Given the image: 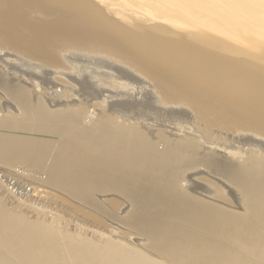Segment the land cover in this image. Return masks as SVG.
I'll list each match as a JSON object with an SVG mask.
<instances>
[{
    "label": "rangeland",
    "instance_id": "obj_1",
    "mask_svg": "<svg viewBox=\"0 0 264 264\" xmlns=\"http://www.w3.org/2000/svg\"><path fill=\"white\" fill-rule=\"evenodd\" d=\"M119 1L120 0H94L95 4L98 5V7L102 6V8H103L102 4H115ZM148 1L149 0H147V1L146 0H141V1L140 0H128V2L133 5V6H130V7H132L133 10H130L131 8L129 7V9H127L128 11L126 10V12H128L129 15H131L135 11H136L135 13H137V14H134V16H133V18L134 17L136 18V21L134 22V24L136 23V24H139L142 26L145 25L144 27H146L147 24H148L147 26H153V25L158 26L157 23H160L159 27L161 26V28H164V29L168 28L167 30H169L170 32H172V31L174 32V30H175L176 34L174 33L175 34L174 35L173 32L171 34L174 35V37L176 36L175 38L182 39V40L187 39V38L188 39L192 38V36L190 37L191 33H189V32L192 30V27L194 25H203V24L199 23L200 19H202L201 16L193 15L191 12H189L186 9L187 3L192 5L195 3L194 0H162L161 5L160 4L155 5V4H152L151 2H148ZM15 5H17V4H15V2H13L12 0H0V14L2 16H4L0 20V25H1L0 26V33H1L0 34V39H1L0 40V48L2 47L0 49V98H39V96H40V98H51L53 101V104L50 105V107H48L47 111H49V113H51V112L57 111L58 109H61L62 115L67 119V122L70 125V126H68V124L63 125L62 127H64V126L65 127L62 128V130L57 131L59 133V132L66 129V131H64V133H62L64 135L62 136V134H60L58 139H62V138H64V136L66 137V136L72 135L76 132H79V129H80V131H82L83 134H82V136H80L78 141L79 142L81 141L80 144L82 145V147L84 145V148H86L85 151L87 150L89 153H92L95 150V147L97 146L98 143L100 145L102 144L103 149L106 148V149H104V152L106 154L108 153L106 158H108V159L110 158L112 161L111 166L114 165L117 168L120 167L121 169H128V171L131 174V178H128V176H127V178H124V179L123 178L122 179L121 178H118V179L113 178V180L108 179V180L104 181L105 182L104 186H106V187L101 188V189H103V191L101 189H98L95 191L94 196L92 195L93 197H95L94 199H98L97 201L100 202L99 206L100 207L102 206L101 209L98 210L99 214L102 212L100 214L101 219L103 220L104 223H107L106 225H110L112 223L109 226V228H111V229L113 228V231L114 232L116 231V235L119 234V236L121 238L126 239L128 242H131L134 245H136V243H137V245H142V244L144 245L146 243L144 246L151 253H155V254L160 255V254L164 253L163 251L166 252V249L168 248L167 253H169V251L172 250L170 252H173L174 254L176 252V255L180 256V254H181L180 257H183V255L185 256L186 254L190 253L189 251L191 249L195 252L196 250L198 251L202 247H204V245H205V247H207V245L210 243L211 244L208 246H215L216 245L218 247H223V248L228 247L229 249L237 250L238 248H236L237 247L236 241L238 240V238H242V236H243V238H246V236H253L256 233H258L260 235L264 234L263 233L264 232V229H263L264 223L261 219L262 216H264L263 215L264 209H261V208H264L263 207L264 203L262 204V202H264V200H263L264 199V192H263L264 189L262 188V187H264V185H263L264 184L263 183L264 182V180H263L264 179V172H263L264 171V138H263L264 137V129L258 130L253 125L247 124L246 121H243L239 116L234 114L229 108H227L226 106H224L221 103H218L216 101V98L213 96L200 94L198 92L197 93H191L185 87H183L179 84L176 85V84L172 83L171 81L166 80L165 78H162L159 75H155L153 73L151 74V71L147 70L148 67L144 66V64L142 65L140 60H138L139 58H137L131 52H126L125 51L126 49L118 43H115L109 39L106 40L100 36L97 37V36H95V34H90V35L86 34L83 37L79 36V39H78V37L76 35L74 37V35L71 33L62 32L64 30L58 29V28L53 26L54 22H56V20L61 16V13L60 14L58 12L54 13L55 11L53 12V10H51L50 8L45 6L43 3H41L40 0H38V1L37 0L36 1L35 0H27V3L23 2L21 5L17 6V8L14 7ZM134 6L135 7L137 6V7L135 8ZM8 7H10V8H8ZM102 8H100V9L102 10ZM104 8H105V10H104ZM104 8L102 11L107 17H109L113 20L119 19L118 17L113 16L114 15L113 13L111 15L110 11H108V9L106 7H104ZM207 9H209V8H207ZM17 10L20 11V13ZM106 10H107V12H105ZM47 11H48V13H47ZM50 13H52V14H50ZM140 13H141V15H140ZM6 16L7 17L10 16L11 18L10 17L7 18ZM22 16H24L25 19ZM6 18H7V20H6ZM20 18H23V20H25L24 22L22 21L23 24L25 23V25L22 24ZM14 19H16V20H14ZM145 19L148 22L145 21ZM40 20H41V22H40ZM16 21H17V23H16ZM12 22L15 24H13ZM51 22H53V23H51ZM42 23H44V25L45 24H47V25L43 27ZM37 26H39V27H37ZM52 27H54L55 30ZM10 28H11V31L9 32ZM12 28H14V29L12 30ZM16 28H17V30H16ZM31 28H41L42 31L47 34V36H48L47 38L48 39L50 38V39L47 40V38H46L45 41L42 43V45L41 44H38V45L30 44L31 39L26 38V36L29 35ZM18 29H20V30H18ZM25 29H27V30H25ZM22 30H24V31L22 32ZM178 31L179 32L184 31L183 35L184 34H186V35L182 36V34H181L182 32L179 33ZM12 32H14V33H12ZM17 32H20V33H17ZM15 33L19 34L20 38L18 36H16ZM23 33H25L26 35ZM12 34H14V36L16 38H14V36ZM7 35H9V36H7ZM49 35H51V36H49ZM194 35H197V34H194ZM10 36H13V37H10ZM71 36H73L72 39L74 41L71 40ZM21 37H22V39H21ZM56 37H58V39ZM67 37H69V38H67ZM85 37H87V38H85ZM181 37H183V38H181ZM24 38L26 39V41ZM64 38H66V39H64ZM13 39H15V40L13 41ZM16 39H17V41H16ZM69 39H70V41H69ZM76 39H78V40H76ZM86 39L87 40L89 39V40L85 42ZM23 40L25 42H23ZM79 40L82 41V43L79 42ZM103 41H104V43H103ZM25 43L28 45H26ZM18 44L20 45V47ZM53 44H55L56 46ZM60 45H62V46L60 47ZM118 45H120V46H118ZM46 46H47V48H46ZM117 47L121 50V52L119 50H117L118 49ZM46 49H49V51ZM60 50H63V51H60ZM59 51H60V53H59ZM56 54H58V55H56ZM52 55H54V56H52ZM84 55H85V57H84ZM86 55H88V56L92 55V58H91V56L87 57ZM97 55H99V56H97ZM127 55L129 57H127ZM132 55H133V57H132ZM103 57L105 59L102 60ZM132 58L135 60H133ZM66 59L69 61H67ZM71 60L73 63L71 62ZM87 60H88V62H87ZM59 61H61V62H59ZM89 61H91L90 64H89ZM57 62L61 63V65H63V64L64 65L61 66ZM75 62H76V65H75ZM99 62L101 64H103V66L105 68ZM91 63L93 64V66ZM16 64L19 66H17ZM78 64H80V65H78ZM81 64H84V65H81ZM14 65H16V66H14ZM109 65H110V67H109ZM85 66H87V67H85ZM91 66H92V68H91ZM19 67H21V68H19ZM26 67H28V68H26ZM44 67L46 68V73H48V75L51 73L49 75V81L52 84L49 83V87H45V86H43L44 85L43 80L34 79V81L36 83H39V85L42 86V87L35 89L31 86V80L29 79V77L24 75V72L26 70H29V71H31V70L33 71L36 69L39 70V68H40L39 71H45ZM87 68H89V69H87ZM103 68L105 71L103 70ZM13 69H15V70H13ZM52 69L54 71H52ZM90 69H93V72ZM112 69H115V70L111 71ZM62 70L63 71L65 70V71L63 72ZM75 70H76V72H75ZM107 70L109 71V73H107L108 72ZM97 71H98V74H97ZM102 71L105 73H103ZM114 71H115V73H114ZM110 72L114 75V76L113 75L112 76L114 77V79L116 78V80H114L113 78L112 79L110 78V77H112L111 75H108V74H111ZM70 74H71L72 78H71ZM72 74H75V75H72ZM77 74L79 77L77 76ZM95 74H97V75H95ZM122 74L124 75V77ZM83 75L84 76L86 75V76L84 77ZM92 75H93V77H92ZM107 75H108V77H107ZM14 77H16V78H14ZM55 78H56V80H55ZM84 78H87L86 79L87 83H85L86 80H84ZM104 78H107V79H104ZM120 78H121V80H120ZM53 79L55 81V84H54ZM93 79L97 82H95ZM57 80H58V82H57ZM76 80H77V82L75 83ZM81 81H83V83ZM88 81L90 83H92V86L89 84ZM110 82H111V84H110ZM94 83L96 84V86ZM65 84H66V86H65ZM80 85L82 87H80ZM87 85H90L91 87L89 86V88H88ZM84 86H86V87L84 88ZM31 87L33 88L32 90L30 89ZM134 87L135 88L137 87L136 88L137 90ZM73 88L75 90L77 88L76 92H75V90H73ZM108 88L110 90H112L113 93L111 91H108L109 90ZM25 90H27V91H25ZM78 90H80V91H78ZM104 90H105V93L103 95ZM37 91H38V93H37ZM97 91L99 94L97 93ZM77 92H80V94ZM88 93H90V94H88ZM110 93H112V94H110ZM75 94H77L78 96H76ZM93 94H94L95 99L93 98ZM84 95H87V96H84ZM87 98L89 101L87 100ZM136 101H138L139 103ZM97 102H98V105H97ZM35 103H38V102L35 100ZM118 104H119V108L116 107V106H118ZM128 104H132L133 106H131V105L128 106ZM82 105L85 107H82ZM70 107H71V109H70ZM78 107H80V108H78ZM109 108H111V109L108 110ZM117 108L119 111L117 110ZM133 109H137V110L133 111ZM139 109L142 110V112ZM148 109H150V110H148ZM8 110H9V112L13 111L12 108H8ZM93 110H95V112ZM138 110H139V113H138ZM136 111H137V114H134V113H136ZM130 112L133 115H131ZM74 114H76V115H74ZM91 114H93V115H91ZM123 116H124V119H123ZM131 116H133L134 118ZM18 117H19V115H18ZM108 117H110L111 119ZM0 118H1V114H0ZM109 120H111V123ZM106 124L110 125V127L107 126ZM95 126H97V127H95ZM124 126H125V128H124ZM68 127H69V129H68ZM98 127H99V129H98ZM87 128H89V129H87ZM247 129H248V131H247ZM115 130L117 133L115 132ZM53 131H42V132L28 131V133H31L32 136H34V137L40 136L39 138H41L43 140L45 139L47 141L46 143H48V141L52 140L51 141L52 144L50 142L48 143L47 149L54 152L55 149H58L59 147H58L57 140L55 141V139H54L56 135H54ZM96 131H97V133H98V131H101V132H99L98 135H95ZM131 131H132V133H131ZM140 131H142V132H140ZM49 132H50V135H49ZM84 132H85V134H84ZM87 132H89V133H87ZM106 132H108V133H106ZM138 132L140 134H137ZM143 132L145 135L143 134ZM44 133L46 134L45 135L46 137H43ZM100 133H102V134H100ZM108 134H111V135H108ZM186 134H187V136H186ZM87 135H89V136L87 137ZM91 135H92V137H90ZM130 135H131L133 140L131 139ZM243 137H244V140L248 139V140L253 141V144L251 141L248 142L245 140L246 141L245 142L243 140ZM90 138H91V140H90ZM92 138L94 141L92 140ZM118 138H120L121 140L120 139L118 140ZM249 138H251V139H249ZM84 140H86V141H84ZM98 140L99 141L101 140V141L99 142ZM110 140H111V142L113 140V142H112L113 145L110 142ZM129 140H131V141H129ZM138 140L141 142L138 143ZM117 141H119V142L121 141V143H119ZM257 141L260 142L261 145H260V143L258 144ZM122 142H124V144H122ZM255 142L257 144H255ZM133 143L135 145H133ZM151 143L153 144V147H152ZM175 143H177V144H175ZM262 143H263V145H262ZM55 144H56V146H55ZM109 145H111V146H109ZM136 145H137V147H136ZM146 145L149 147H147ZM138 146H140L141 148ZM88 147H89V149H88ZM261 147L263 148V150L261 149ZM111 148H112V150H110ZM154 148H156V149H154ZM150 149H152L153 151ZM66 150H68V149L65 147L63 151L66 152ZM106 150H107V152H106ZM141 151L143 154L146 151L149 153V155L152 154V152H153V154L150 155V157H148L149 156L148 153L147 154L145 153V155H143L141 153ZM150 151H152V152H150ZM109 152H111V153H109ZM228 152L231 154L233 152L234 153L237 152V153H235L234 155L233 154L231 155ZM253 152H254V154H253ZM246 153H248V154H246ZM217 154H219V155H217ZM131 155H133V157ZM153 155H155V156H153ZM212 155H213V157H215L218 160L219 163L217 162V160L216 161L211 160V159H213ZM256 155L259 156L258 160H260V161L257 160L258 157ZM111 156H113V157H111ZM160 156H161V158L159 159ZM118 157H119L120 161H119ZM143 157H145V159H142ZM151 157H152V159H150L151 161L148 162L149 161L148 159ZM154 157L156 160L157 159H159V160L156 161L154 159ZM255 157H256V159H255ZM106 158H105V160H106ZM164 158L167 159L166 162L164 161L165 160ZM209 158H210V161H212V163L213 162H215V163L212 164L209 161ZM136 161H138V162H136ZM159 161L162 163L161 165H160V163H158ZM145 162H146V164H145ZM224 162L227 164H224ZM228 162H229V165H228ZM254 162H255V164H254ZM149 163L151 164V166H149L150 165ZM143 164H144V167H143ZM225 165L226 166L228 165V167L232 166V170L230 168L228 169V167H226ZM23 166H25V165H23ZM164 166H166V167H164ZM233 166H240L241 169L239 167L233 168ZM260 166H262V167L260 168ZM0 168H2L1 163H0ZM8 169L12 170V172L15 173V171L18 169V167H13V168L10 167ZM33 169L34 168H32V170H31V174L33 172ZM112 169H113V167H112ZM13 170H15V171H13ZM230 170H231V173H229ZM213 171H214V173H213ZM18 172L21 173L20 170ZM134 172H136V173H134ZM218 172H220V173H218ZM235 172L237 174H235ZM17 173L15 174V177H16L15 180L17 182L18 187H21V188L26 187L24 185V180L29 179V177H27L28 175H25L26 172H24V175H21V177H20V175L18 176ZM144 173H146V174H144ZM253 174H255V175L253 176ZM256 174H259V175L257 176ZM251 175H252V177H251ZM17 176L19 178H17ZM32 176L38 177V178L41 177L43 179L45 178V174L42 176H40L39 174L38 175L32 174ZM231 176H232V178H231ZM244 176H245V179H243ZM255 176L256 177L260 176V177L257 180V178ZM241 177H242L243 181H242ZM253 177H255V178H253ZM126 179H127V181H126ZM117 180H118V182H117ZM136 180H137V182H136ZM109 181H111V182H109ZM139 182H140V184H139ZM144 182H145V184H144ZM240 182H242L243 184ZM246 182H248V183H246ZM259 183H261V185ZM119 184H121V185H119ZM245 184H247V185H245ZM145 185H147V186H145ZM173 185H175V186H173ZM259 185L262 186L260 188L263 189V190L261 189V193H259L260 192ZM139 186H141V187H139ZM109 187H111V188H109ZM169 187H170V189H169ZM27 188H28V186H27ZM108 188H109V190H108ZM243 188H244V190H243ZM122 189H124V190L122 191ZM245 189L248 192L245 191ZM148 190H150V191H148ZM252 191H254V192H252ZM257 191H259V192H257ZM246 192H247V194H246ZM144 193L146 195H144ZM147 193H149V194H147ZM152 194H154V195H152ZM171 194H172V196H171ZM248 194H250V196H252V197H250ZM258 195H259V197L261 195H263L261 197V199L263 198L261 203H259V201L261 199L258 197ZM148 197H149V199H148ZM154 197H156V198H154ZM254 198L257 199V200H255L257 203L255 201H253ZM151 199H152V201H151ZM160 199H161V201H160ZM188 199H189V201L190 200L191 201L189 202ZM180 200H182V201H180ZM186 200H187V202H186ZM111 201H115V204H112ZM194 201H196V202H194ZM201 201H202V203H200ZM149 202L151 203V205ZM171 202H174V203L172 204ZM188 202L189 203L193 202V203L189 204ZM197 202H199V203L196 204ZM203 202H204V204H203ZM206 203L209 205H205ZM210 203H212V204H210ZM50 204H51V202H48V206H50ZM178 205L180 206L179 209H178ZM167 206H168V208H167ZM183 206H185V207H183ZM208 206H209V208H208ZM52 207H54V206H52ZM186 207L188 208L187 211L185 210V209H187ZM197 207L200 209H197ZM102 208H103V211L105 209L104 212L101 211ZM132 208H134V210H136V209L140 210V211H138L139 213L137 212V210L133 211ZM201 208H202V210H201ZM146 210H147V212L145 213ZM189 210H190V212L188 213ZM200 210L203 213H205L206 215H204L203 213L199 214L200 212H198V211H200ZM213 210H216V211H214V213H213ZM228 210H230V212ZM223 211H224V213H223ZM72 212L74 213V211H72V210H66L62 213V217L64 218L63 222L66 225L72 221V223L68 224V227L74 228L73 222H75V217H76L75 213L76 212L74 214ZM169 212H170V214H169ZM234 212H235V214H234ZM67 213H68V215H67ZM159 213H160V215H159ZM171 213L173 216L171 215ZM228 213H229V215H228ZM146 214H149V215H146ZM214 214H218V215L216 216ZM223 214H225V216H222ZM69 215H71V216H69ZM138 215H139V217H138ZM141 215H143L144 217H142ZM153 215H154V217H153ZM166 215H168V216H166ZM169 215H170V217H169ZM197 215H199V216L201 215L202 220ZM230 215H231V217L229 218ZM234 215H236V216L234 217ZM148 216H149L150 220H149ZM108 217H109V219H108ZM183 217H184V219H182ZM187 217H188V219H187ZM140 218L143 220H141ZM227 219L230 221L228 222ZM234 219L236 222H233ZM68 220H70V221L68 222ZM144 220L146 223L145 222L143 223ZM193 220H195V221H193ZM208 220H210V222H208ZM213 220H214V222H213ZM134 221H135V223H134ZM190 221H191L192 225L190 224ZM237 221H240V222H237ZM148 222H151V223H148ZM173 222L175 225L172 224ZM206 223H207V225H206ZM234 223L235 224L237 223V224L235 225ZM240 223L242 225H240ZM157 224H158V226H157ZM161 225H163L164 227L162 226V228H161ZM198 225L199 226L201 225V226L198 227ZM225 225L228 227H226ZM244 225H246V226H244ZM214 226H216V228L214 230H212V228ZM241 226L243 229H241ZM195 227L197 229H195ZM206 227H210L211 229L210 228L206 229ZM230 227H232V228L234 227V229H236V230L238 227L239 231L238 230L233 231L234 229H232ZM144 228H146V230ZM165 229H166V231H165ZM189 229H191L193 231H191V230L189 231ZM142 230H143V232H142ZM144 230H145V232H144ZM245 230H247V231H245ZM157 231L160 233H158ZM224 231H226V233ZM242 231H243L244 235L242 234ZM147 232H148V234H147ZM164 232H165V235L163 234ZM168 232L169 233L171 232V234H169ZM176 232H178V234ZM210 232H211V234H210ZM229 232H230V234H229ZM247 232H248V234H247ZM249 232H250V235H249ZM206 233H209V234H206ZM237 233L239 235L241 234V236L236 237V236H239V235H237ZM150 234H151V236L149 237ZM162 234L165 237H163ZM166 234L169 236V238H167L168 236ZM155 235H156V238H155ZM160 235L162 236L163 241H162V238ZM174 235H175V237L177 236L176 237L177 239L174 237ZM199 235H200V237H199ZM184 236H185V238H184ZM209 236H212V237H210L211 240L208 239ZM214 236H216V238L218 237L217 238L218 240ZM157 237L159 238V240ZM146 238H148V239L150 238L149 239L150 241L147 240ZM233 238H235V239H233ZM186 239H187V241H186ZM198 239L200 240L199 241L200 245H199V243H197ZM213 239H215V240H213ZM221 239H223V240H221ZM226 239H228V241ZM181 240H182V242H181ZM191 240H193V241H191ZM230 240H232V241L230 242ZM167 241H169L168 242L169 244L167 243ZM170 241H171V243H170ZM205 241H206V243H204ZM221 241H222V244H221ZM147 242H149V243L147 244ZM163 242H164V244H162ZM180 242H181V244H180ZM193 242H194V244H192ZM187 243L189 244V247L187 246L188 245ZM227 243H229V244L226 245ZM156 244H157V246H155ZM195 244H196V246H195ZM220 244H221V246H220ZM167 245H169L170 247H168ZM192 245L194 246V248ZM159 246H161V247H159ZM176 246H177V248H176ZM182 247H184V249ZM185 248L186 249L188 248L189 250H186ZM178 250H182V252H180ZM184 250L186 252H184Z\"/></svg>",
    "mask_w": 264,
    "mask_h": 264
},
{
    "label": "bare ground",
    "instance_id": "obj_2",
    "mask_svg": "<svg viewBox=\"0 0 264 264\" xmlns=\"http://www.w3.org/2000/svg\"><path fill=\"white\" fill-rule=\"evenodd\" d=\"M12 1L15 2V4H17V5L14 6L15 8H17V6L21 5L23 2L27 3V0H12ZM40 1L45 6H47L51 10H53V12L55 11L54 13H56V12H58L59 14L61 13V16L56 20V22H54L53 26L58 28V29L64 30L62 32L71 33V34L74 35V37L76 35L78 37V39H79V36L83 37L86 34H89V35L90 34H95V36H97V37L100 36V37H103L106 40L109 39V40H111V41H113L115 43H118V44H120L122 47H124L126 49L125 50L126 52H131L133 55H135L137 58H139L138 60H140L142 65L144 64V66L148 67L147 70L151 71V74L153 73L155 75H159L162 78H165L166 80H169V81H171L172 83H174L176 85L179 84V85L185 87L191 93H197L198 92L200 94L213 96V97L216 98V101L218 103H221L224 106H226L227 108H229L234 114L239 116L243 121H246L247 124L253 125L258 130L264 129V0H194L195 3L192 4V5L187 3L186 9L189 12H191L193 15L201 16L202 19H200L199 23H201L203 25H194L192 27V30L189 32V33H191L190 37L192 36V38L189 37L190 39H188L186 37L187 39H184V40L177 39V38H175L176 36L174 37V35L176 34L175 30H174V32L172 31L173 34L175 33L174 35H172L171 34L172 32L167 30L168 29L167 27H166L167 29L161 28V26L159 27L160 23H157L158 26H154V25L153 26H147L148 25L147 24L146 27H144L145 25L142 26V25H139V24H136V23L134 24V22L136 21V18L135 17L133 18V16H134V14H137V13H135L136 11L134 13L131 12L133 14L132 15L130 13L132 15L131 16V15L128 14V12H126V10L129 9L130 6H133L132 4H130L128 2V0H120L119 2H117L115 4H102L103 8L106 7L108 9V11H110L111 15L113 13L114 14L113 16L119 18L118 19L119 21L117 19L113 20V19L107 17L102 11L103 10L102 6L98 7V5L95 4L94 0H40ZM161 1L162 0H149L148 2H151L152 4H155V5H159V4L161 5ZM8 8H10V7H8ZM100 8H102V10ZM130 8H131L130 10H133L132 7H130ZM207 8H209V9H207ZM104 10H105V8H104ZM48 11H47V13H48ZM18 12L20 13V11H18ZM105 12H107V10ZM52 13H50V14H52ZM140 15H141V13H140ZM10 16H8V17H10ZM2 17H4V16H2L0 14V20L2 19ZM22 17L24 18V16H22ZM7 18H6V20H7ZM23 18H20L21 22L25 21V20H23ZM14 20H16V19H14ZM145 21H147V20L145 19ZM23 22H22V24H23ZM40 22H41V20H40ZM16 23H17V21H16ZM51 23H53V22H51ZM13 24H15V23H13ZM23 25H25V23ZM42 25L44 27L47 24L44 25V23H42ZM37 27H39V26H37ZM54 27H52V28L54 29ZM17 28H16V30H17ZM13 29L14 28H12V30ZM18 30H20V29H18ZM25 30H27V29H25ZM10 31H11V28H10L9 32ZM23 31L24 30H22V32ZM20 32H17V33H20ZM181 32H179V33H181L182 36L186 35V34L183 35L184 31H181ZM12 33H14V32H12ZM23 34H25V33H23ZM192 34L193 35L197 34V35L193 36ZM12 35L14 36V34H12ZM7 36H9V35H7ZM13 36H10V37H13ZM16 36L19 37V34H16ZM49 36H51V35H49ZM47 37H48L47 34L45 32H43L41 28H31L30 32H29V35L26 36V38H30L31 39L30 44H33V45H38V44L42 45V43L45 41V39ZM72 37L73 36H71V40L74 41L72 39ZM14 38H16V37L14 36ZM56 38L58 39V37H56ZM67 38H69V37H67ZM85 38H87V37H85ZM181 38H183V37H181ZM21 39H22V37H21ZM49 39L47 38V40H49ZM64 39H66V38H64ZM78 39H76V40H78ZM14 40L15 39H13V41ZM88 40L86 39L85 42L88 41ZM16 41H17V39H16ZM25 41H26V39H25ZM25 41L23 40V42H25ZM69 41H70V39H69ZM79 42L82 43V41H80V40H79ZM103 43H104V41H103ZM26 45H28V44H26ZM53 45H55V44H53ZM120 45H118V46H120ZM61 46L62 45H60V47ZM19 47H20V45H19ZM46 48H47V46H46ZM46 50L49 51V49H46ZM117 50H119L121 52V50L119 48ZM60 51H63V50H60ZM60 51H59V53H60ZM56 55H58V54H56ZM133 55H132V57H133ZM52 56H54V55H52ZM86 56L87 57L91 56V58H92V55H90V56L86 55ZM97 56H99V55H97ZM84 57H85V55H84ZM127 57H129V56L127 55ZM103 59H105V58L103 57L102 60ZM88 60H87V62H88ZM133 60H135V59H133ZM61 61H59V62H61ZM67 61H69V60H67ZM91 61H89V64H90ZM59 62H57V63L61 65V63H59ZM71 62H72V60H71ZM16 65H14V66H16ZM63 65H61V66H63ZM75 65H76V62H75ZM78 65H80V64H78ZM81 65H84V64H81ZM101 65L103 66V64H101ZM17 66H19V65H17ZM92 66H93V64H92ZM92 66H91V68H92ZM85 67H87V66H85ZM109 67H110V65H109ZM19 68H21V67H19ZM26 68H28V67H26ZM104 68H103V70H104ZM44 69H45V71H39L40 70V68H39V70H37V69L33 70V71L32 70L31 71L26 70L24 72V75L29 77V79L31 80V86L33 88L37 89L39 87H42V86L39 85V83H36L34 81V79L43 80V84H44L43 86H45V87H49V83L52 84L49 81V75L51 73L48 75V73H46V68L45 67H44ZM87 69H89V68H87ZM13 70H15V69H13ZM90 70H92V72H93V69H90ZM113 70H115V69H112L111 71H113ZM52 71H54V70L52 69ZM75 72H76V70H75ZM103 73H105V72H103ZM107 73H109V71ZM114 73H115V71H114ZM97 74H98V71H97ZM97 74H95V75H97ZM72 75H75V74H72ZM108 75L112 76L113 74L111 73V74H108ZM108 75H107V77H108ZM70 76H71V74H70ZM77 76H78V74H77ZM113 76L110 77V78L114 79ZM92 77H93V75H92ZM123 77H124V75H123ZM14 78H16V77H14ZM71 78H72V76H71ZM86 79L87 78H84V80H86ZM104 79H107V78H104ZM55 80H56V78H55ZM114 80H116V78ZM120 80H121V78H120ZM53 81H54V79H53ZM83 81H81V82L83 83ZM57 82H58V80H57ZM76 82H77V80L75 81V83ZM95 82H97V81H95ZM111 82H110V84H111ZM85 83H87V80H86ZM54 84H55V81H54ZM89 84L92 86V83L89 82ZM90 85H87L88 88H89ZM65 86H66V84H65ZM95 86H96V84H95ZM32 87L30 88L31 90L33 89ZM80 87H82V86L80 85ZM85 87L86 86H84V88ZM73 90H75V89L73 88ZM76 90H77V88H76ZM76 90H75V92H76ZM25 91H27V90H25ZM78 91H80V90H78ZM108 91L112 92V90H110V89ZM37 93H38V91H37ZM77 93L80 94V92H77ZM97 93H98V91H97ZM104 93H105V90L103 92V95H104ZM112 93H110V94H112ZM88 94H90V93H88ZM75 95L78 96L77 94H75ZM84 96H87V95H84ZM93 98H94V94H93ZM35 100L38 103H35ZM87 100H88V98H87ZM136 102H138V101H136ZM52 104H53V101H52L51 98H40V96H39V98H0V114H1V118H0V163L2 164V168H0V172H1L0 173V264H264V234L260 235V234L256 233L253 236H246V238H243V236H242V238H238V240L236 241V245H237L236 248H238L237 250H235V249L232 250V249H229L228 247H227L228 249L226 247L225 248L218 247L216 245L215 246H208V245L211 244L210 243V244L207 245V247H205V245H204V247H202L198 251L196 250L195 252L191 249L193 252L190 250L189 251L190 253L186 254L185 256L183 255V257H180L181 254H180V256L176 255V252H175V254L173 252H170L172 250H170L169 253H167V250H168L167 247H166L167 248L166 252L163 251L164 253H162L160 255L159 254H155V253H151L149 250H147V248H145L144 245L146 243L144 245L143 244L142 245H137V243H136V245H134L131 242H128L126 239L121 238L119 236V234L116 235V231L114 232L113 228L112 229L109 228V226L112 223L110 225H106L107 223H104L103 220L101 219L100 214L102 212L99 214L98 210L101 209L102 206L101 207L99 206L100 202L97 201L98 199H94L95 197H93V196H94V193H95L96 190L101 189L103 187H106V186H104L105 185L104 181H106L108 179H112L113 180V178H117V179L118 178H121V179L123 178L124 179V178H127V176H128V178H131V174L128 171V169H121L120 167L117 168L114 165L111 166L112 165L111 164L112 161H111L110 158L109 159L106 158L108 153L106 154L104 152V149H106V148L103 149V145L102 144L101 145L99 143L97 144V146L95 147V150L93 151L94 153L93 152L89 153L87 150L85 151L86 148H84V145L82 147V145L80 144L81 141L80 142L78 141L80 136H82V134H83V132L80 131V129H79V132H76V133H74L72 135H69V136H66V137L64 136V138H62V139H58L59 135L64 133V131H66V129L61 131V132H59V133L57 131L62 130V128L65 127V126L64 127H62V126L68 124V122H67V119L62 115L61 109H58L57 111L51 112V113H49V111H47L48 107H50V105H52ZM119 104H118V106H116V105L115 106L119 108ZM97 105H98V102H97ZM129 105L133 106L132 104H128V106ZM82 107H85V106L82 105ZM8 108H12L13 111L9 112ZM78 108H80V107H78ZM118 108H117V110H118ZM70 109H71V107H70ZM110 109L111 108H109L108 110H110ZM134 110H137V109H133V111ZM139 110H138V113H139ZM148 110H150V109H148ZM93 111L95 112V110H93ZM140 111L142 112V110H140ZM131 112H130V114H131ZM134 114H137V111ZM18 115H19V117H18ZM74 115H76V114H74ZM91 115H93V114H91ZM131 115H133V114H131ZM131 117H133V116H131ZM108 118H110V117H108ZM123 119H124V116H123ZM109 121L111 123V120H109ZM68 126H70V125L68 124ZM107 126L110 127V125H107ZM95 127H97V126H95ZM124 128H125V126H124ZM68 129H69V127H68ZM87 129H89V128H87ZM98 129H99V127H98ZM28 131H33V132H35V131L36 132L53 131L54 135H56L54 139H55V141L57 140L59 148L57 147L58 149H55L54 152H52L51 150H48L47 149L48 143L49 142L51 143L52 140L48 141V143H46L47 141L45 139L43 140V139L39 138L40 136L39 137L38 136L34 137V136H32L31 133H28ZM247 131H248V129H247ZM99 132H101V131H98V133ZM115 132H116V130H115ZM140 132H142V131H140ZM87 133H89V132H87ZM98 133L96 131L95 135H98ZM106 133H108V132H106ZM131 133H132V131H131ZM84 134H85V132H84ZM100 134H102V133H100ZM137 134H140V133L138 132ZM143 134H144V132H143ZM45 135L46 134L44 133V136L43 135L42 136L46 137ZM49 135H50V132H49ZM63 135L64 134H62V136ZM89 135H87V137ZM108 135H111V134H108ZM131 135H130V137H131ZM186 136H187V134H186ZM90 137H92V135ZM93 138H92V140H93ZM119 139L120 138H118V140ZM131 139H132V137H131ZM249 139H251V138H249ZM90 140H91V138H90ZM243 140H244V137H243ZM245 140L248 141V142L251 141V140H248V139H245ZM84 141H86V140H84ZM129 141H131V140H129ZM110 142H111V140H110ZM112 142H113V140H112ZM117 142H119V141H117ZM139 142H141V141L138 140V143ZM251 142L253 144V141H251ZM119 143H121V141ZM259 143L260 142H258V144ZM122 144H124V142H122ZM175 144H177V143H175ZM255 144H257V143L255 142ZM112 145H113V143H112ZM133 145H135V144L133 143ZM260 145H261V143H260ZM262 145H263V143H262ZM55 146H56V144H55ZM109 146H111V145H109ZM65 147L68 149V150H66V152L63 151ZM89 147H88V149H89ZM136 147H137V145H136ZM138 147H140V146H138ZM147 147H149V146H147ZM152 147H153V144H152ZM262 147H261V149L263 150ZM154 149H156V148H154ZM107 150H106V152H107ZM110 150H112V148ZM150 150H152V149H150ZM152 151H150V152H152ZM109 153H111V152H109ZM141 153H142V151H141ZM145 153L147 154L148 152L146 151ZM145 153L144 154L142 153V154L145 155ZM235 153H237V152H235ZM235 153L233 152L232 154L234 155ZM152 154H153V152H152ZM152 154H150V155H152ZM229 154H231V153H229ZM246 154H248V153H246ZM253 154H254V152H253ZM148 155H149V153H148ZM150 155L148 157H150ZM155 155H153V156H155ZM217 155H219V154H217ZM131 156L133 157V155H131ZM111 157H113V156H111ZM257 157H258L257 158V160H258L259 156H257ZM105 158H106V160H105ZM160 158H161V156L159 157V159ZM210 158H209V161H210ZM212 158H213V159H211L212 161L213 160H215V161L217 160L215 157H213V155H212ZM118 159H119V157H118ZM142 159H145V157H143ZM150 159H152V157L148 159L149 160L148 162L151 161ZM154 159H155V157H154ZM159 159H157V160H159ZM164 159H165L164 161L166 162L167 159L166 158H164ZM255 159H256V157H255ZM119 161H120V159H119ZM212 161H210V162L212 163ZM258 161H260V160H258ZM136 162H138V161H136ZM217 162H218V160H217ZM158 163H160V165L162 164L160 161ZM213 163H215V162H213ZM145 164H146V162H145ZM224 164H227V163L224 162ZM254 164H255V162H254ZM23 165H25V166H23ZM228 165H229V162H228ZM228 165L227 166L225 165V166L228 167ZM149 166H151V164ZM166 166H164V167H166ZM10 167H12V168L13 167H18V169L16 171L13 170V171H15V173H13L12 170L8 169ZM112 167H113V169H112ZM143 167H144V164H143ZM238 167L240 168V166H233V168H238ZM261 167L262 166H260V168ZM32 168H34L33 172H32L33 175L34 174H37V175L39 174L40 176H42V175L45 174V178L43 179L41 177L38 178V177L32 176V174H31ZM229 168L232 170V166H229L228 169ZM19 170L21 171V173L18 172ZM231 170H230V172L229 171L228 172L231 173ZM24 172H26L25 175H28L27 177H29V179L24 180V185L26 187L21 188V187H18V185H17V182L15 180V178H16L15 174L17 173L18 176L20 175V177H21V175H24ZM134 173H136V172H134ZM213 173H214V171H213ZM218 173H220V172H218ZM144 174H146V173H144ZM235 174H237V173L235 172ZM254 175L255 174H253V176ZM256 175L258 176L259 174H256ZM18 176H17V178H19ZM251 177H252V175H251ZM255 177H253V178H255ZM259 177H256L257 180H258ZM231 178H232V176H231ZM241 179H242V177H241ZM243 179H245V176H244ZM243 179H242V181H243ZM126 181H127V179H126ZM109 182H111V181H109ZM117 182H118V180H117ZM136 182H137V180H136ZM240 183H242V182H240ZM246 183H248V182H246ZM121 184H119V185H121ZM139 184H140V182H139ZM144 184H145V182H144ZM259 184L261 185V183H259ZM245 185H247V184H245ZM260 185H259V188L262 187ZM27 186H28V188H27ZM145 186H147V185H145ZM173 186H175V185H173ZM139 187H141V186H139ZM109 188H111V187H109ZM109 188H108V190H109ZM244 188H243V190H244ZM262 188L264 189V187H262ZM262 188H260V192L259 191H257V192L261 193V189ZM169 189H170V187H169ZM101 190L103 191V189H101ZM123 190L124 189H122V191ZM148 191H150V190H148ZM245 191H247V190L245 189ZM247 192H246V194H247ZM252 192H254V191H252ZM149 193H147V194H149ZM154 194H152V195H154ZM144 195H146V194L144 193ZM248 195L250 196V194H248ZM171 196H172V194H171ZM262 196L263 195H261L259 197V195H258V197L260 199H261ZM250 197H252V196H250ZM154 198H156V197H154ZM148 199H149V197H148ZM262 199L259 201V203H261ZM255 200H257V199L254 198L253 201H255ZM151 201H152V199H151ZM160 201H161V199H160ZM180 201H182V200H180ZM188 201H189V199H188ZM196 201H194V202H196ZM48 202H51L50 206H48ZM186 202H187V200H186ZM204 202H203V204H204ZM111 203L115 204V201H111ZM171 203L173 204L174 202H171ZM192 203H189V204H192ZM198 203L199 202H197L196 204H198ZM200 203H202V201ZM263 203L264 202H262V204ZM210 204H212V203H210ZM150 205H151V203H150ZM205 205H209V204L206 203ZM52 206H54V207H52ZM179 207L180 206L178 205V209H179ZM183 207H185V206H183ZM167 208H168V206H167ZM202 208H201V210H202ZM208 208H209V206H208ZM132 209H133V211L137 210V209L134 210V208H132ZM197 209H200V208L197 207ZM261 209H264V208H261ZM66 210H72V211H74V213L76 212L75 213L76 217L74 216L75 217V222H73L74 228L68 227V224L72 223V221L69 222L70 220H68L69 223L67 225L63 222L64 218L62 217V213L64 211H66ZM185 210L187 211L188 208L185 209ZM201 210L198 211V212H200L199 214L203 213ZM216 210H213V213ZM101 211H103V208H102ZM104 211H105V209H104ZM138 211H140V210H137V212ZM228 211L230 212V210H228ZM146 212H147V210L145 211V213ZM189 212H190V210L188 211V213ZM223 213H224V211H223ZM169 214H170V212H169ZM203 214L206 215L205 213H203ZM234 214H235V212H234ZM67 215H68V213H67ZM146 215H149V214H146ZM159 215H160V213H159ZM171 215H172V213H171ZM214 215L217 216L218 214H214ZM228 215H229V213H228ZM236 215H234V217ZM263 215H264V213H263ZM69 216H71V215H69ZM141 216L144 217L143 215H141ZM166 216H168V215H166ZM197 216L200 217V219H201V215L200 216L197 215ZM222 216H225V214H223ZM138 217H139V215H138ZM153 217H154V215H153ZM169 217H170V215H169ZM230 217H231V215L229 216V218ZM148 218H149V216H148ZM108 219H109V217H108ZM182 219H184V217ZM187 219H188V217H187ZM228 219H227V221L229 222L230 220H228ZM261 219H262V221L264 223V216H262ZM141 220H143V219H141ZM145 220L143 221V223L145 222ZM149 220H150V218H149ZM195 220H193V221H195ZM208 222H210V220H208ZM213 222H214V220H213ZM233 222H236L235 219H234ZM237 222H240V221H237ZM134 223H135V221H134ZM148 223H151V222H148ZM172 224H174V222ZM190 224H191V221H190ZM206 225H207V223H206ZM240 225H242V224L240 223ZM157 226H158V224H157ZM162 226L163 225H161V228H162ZM200 226L198 225V227H200ZM244 226H246V225H244ZM226 227H228V226H226ZM234 227L233 228L230 227V228L234 229ZM207 228H210V227H206V229ZM215 228H216V226H214L212 228V230H214ZM144 229L146 230V228H144ZM195 229H197V228L195 227ZM241 229H243L242 226H241ZM145 230H144V232H145ZM190 230L191 229H189V231ZM235 230L236 229H234L233 231H235ZM237 230H238V227H237ZM165 231H166V229H165ZM191 231H193V230H191ZM245 231H247V230H245ZM142 232H143V230H142ZM224 232L226 233V231H224ZM158 233H160V232H158ZM176 233L178 234V232H176ZM147 234H148V232H147ZM163 234L165 235V232ZM163 234H162V236H163ZM169 234H171V232ZM206 234H209V233H206ZM210 234H211V232H210ZM229 234H230V232H229ZM242 234H243V231H242ZM247 234H248V232H247ZM237 235H239V234L237 233ZM249 235H250V232H249ZM150 236H151V234L149 235V237ZM162 236H161V238H162ZM240 236H241V234L239 236H236V237H240ZM163 237H165V236H163ZM174 237H175V235H174ZM199 237H200V235H199ZM210 237H212V236H209L208 239L211 240ZM214 237L216 238V236H214ZM155 238H156V235H155ZM167 238H169V236ZM184 238H185V236H184ZM146 239L149 240L150 238L149 239L146 238ZM187 239H186V241H187ZM233 239H235V238H233ZM158 240H159V238H158ZM182 240H181V242H182ZM213 240H215V239H213ZM221 240H223V239H221ZM226 240L228 241V239H226ZM232 240H230V242ZM162 241H163V238H162ZM191 241H193V240H191ZM199 241L200 240L198 239L197 243H199ZM168 242L169 241H167V243ZM181 242H180V244H181ZM148 243L149 242H147V244ZM170 243H171V241H170ZM204 243H206V241ZM162 244H164V242ZM192 244H194V242ZM221 244H222V241H221ZM221 244H220V246H221ZM228 244L229 243H227L226 245H228ZM199 245H200V243H199ZM155 246H157V244ZM167 246L170 247L169 245H167ZM187 246L189 247V244ZM195 246H196V244H195ZM159 247H161V246H159ZM176 248H177V246H176ZM182 248L184 249V247H182ZM193 248H194V246H193ZM186 250H189V249L187 248ZM178 251L182 252V250H178ZM184 252H186V251L184 250Z\"/></svg>",
    "mask_w": 264,
    "mask_h": 264
}]
</instances>
